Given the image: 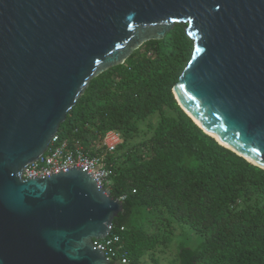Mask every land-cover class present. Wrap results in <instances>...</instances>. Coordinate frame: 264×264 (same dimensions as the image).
I'll list each match as a JSON object with an SVG mask.
<instances>
[{
	"label": "water",
	"instance_id": "95a60500",
	"mask_svg": "<svg viewBox=\"0 0 264 264\" xmlns=\"http://www.w3.org/2000/svg\"><path fill=\"white\" fill-rule=\"evenodd\" d=\"M185 24L190 118L264 169V0H0V264H111L121 200L79 165L24 178L92 80Z\"/></svg>",
	"mask_w": 264,
	"mask_h": 264
},
{
	"label": "trees",
	"instance_id": "16d2710c",
	"mask_svg": "<svg viewBox=\"0 0 264 264\" xmlns=\"http://www.w3.org/2000/svg\"><path fill=\"white\" fill-rule=\"evenodd\" d=\"M193 52L176 24L92 80L57 135L106 156L105 187L125 197L113 233L130 264H264V169L206 134L175 98ZM110 132L123 141L108 153Z\"/></svg>",
	"mask_w": 264,
	"mask_h": 264
},
{
	"label": "built area",
	"instance_id": "2783aa9c",
	"mask_svg": "<svg viewBox=\"0 0 264 264\" xmlns=\"http://www.w3.org/2000/svg\"><path fill=\"white\" fill-rule=\"evenodd\" d=\"M121 135L117 132H110L103 140L109 152L116 150V143ZM79 165L88 169L100 186L107 184L111 171L107 166L106 156L94 155L90 150L80 144L71 147L68 139L60 140L56 135L48 151L36 162L30 164L24 171V178L48 176L49 174H58L62 169ZM125 197L120 200L123 201ZM111 233L102 240H94V245L102 250L111 264H130V260L123 250L120 233ZM124 228H121V232Z\"/></svg>",
	"mask_w": 264,
	"mask_h": 264
},
{
	"label": "rangeland",
	"instance_id": "374dc122",
	"mask_svg": "<svg viewBox=\"0 0 264 264\" xmlns=\"http://www.w3.org/2000/svg\"><path fill=\"white\" fill-rule=\"evenodd\" d=\"M121 138V137H120ZM123 141V139L121 138V139H119L116 143H118V145L121 143ZM192 243H195V241H191ZM192 243H189L188 242V246H193V244ZM163 264H166V263H163Z\"/></svg>",
	"mask_w": 264,
	"mask_h": 264
}]
</instances>
